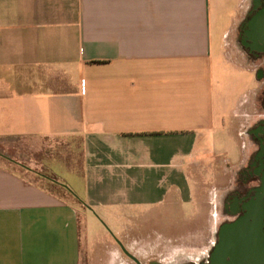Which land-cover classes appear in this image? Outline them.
<instances>
[{
	"label": "crops",
	"instance_id": "0c3cea01",
	"mask_svg": "<svg viewBox=\"0 0 264 264\" xmlns=\"http://www.w3.org/2000/svg\"><path fill=\"white\" fill-rule=\"evenodd\" d=\"M251 3L0 0V138L78 140L72 196L122 217L131 254L141 209L196 197L220 69L249 70L237 44ZM81 234L76 206L0 164V264H80Z\"/></svg>",
	"mask_w": 264,
	"mask_h": 264
},
{
	"label": "rangeland",
	"instance_id": "374dc122",
	"mask_svg": "<svg viewBox=\"0 0 264 264\" xmlns=\"http://www.w3.org/2000/svg\"><path fill=\"white\" fill-rule=\"evenodd\" d=\"M237 47L242 64L249 70L235 73L229 68H219L221 81L214 104L219 105L220 100L222 104L216 112L219 118L214 129L200 142L203 151L199 157L205 160L200 164L201 177L199 174L193 177L196 197L192 202L178 203L173 208L141 209L137 219L140 230L137 237L141 246L137 244L129 249L141 264L199 263L206 259L215 244L218 225L225 219L223 198L238 181V170L256 149L247 130L258 119L264 118V79L256 78V71L263 68L264 58H254L240 43ZM219 69L213 68V77H218L215 74ZM0 164L45 189L57 187L54 184L66 186L77 198L73 189L78 187L71 174L74 169L82 167L78 140L66 144V141L49 139L0 138ZM26 170L33 174L26 173ZM205 183L214 190L211 196L201 192ZM57 188L52 193L76 206L79 212L82 231L80 264H88L92 255L103 260L105 256H111V264H136L115 241H126V236L119 234L122 223L126 222L122 217L110 219L99 210L87 209L72 195ZM109 244L115 247L112 249Z\"/></svg>",
	"mask_w": 264,
	"mask_h": 264
},
{
	"label": "water",
	"instance_id": "95a60500",
	"mask_svg": "<svg viewBox=\"0 0 264 264\" xmlns=\"http://www.w3.org/2000/svg\"><path fill=\"white\" fill-rule=\"evenodd\" d=\"M240 45L255 57L264 54V0H252L251 9L240 26ZM256 78H262V70L256 71ZM258 157H264V145ZM261 226L250 209L238 220L220 226L206 264H264V231ZM115 241L128 258L140 264L119 240Z\"/></svg>",
	"mask_w": 264,
	"mask_h": 264
},
{
	"label": "flooded vegetation",
	"instance_id": "af4514ba",
	"mask_svg": "<svg viewBox=\"0 0 264 264\" xmlns=\"http://www.w3.org/2000/svg\"><path fill=\"white\" fill-rule=\"evenodd\" d=\"M253 54L250 55L256 59L264 58V54H259L258 57H255ZM261 70L262 78L264 79V64ZM247 135L250 136L256 145V149L251 154L247 163L238 170V181L223 198L222 211L225 219L219 225L218 230L223 224L243 217L247 213V210L250 209L253 212L254 218L261 223V228L264 231V157H258V152L264 145V118L258 119L247 130ZM210 252L206 259L194 264H206Z\"/></svg>",
	"mask_w": 264,
	"mask_h": 264
},
{
	"label": "trees",
	"instance_id": "16d2710c",
	"mask_svg": "<svg viewBox=\"0 0 264 264\" xmlns=\"http://www.w3.org/2000/svg\"><path fill=\"white\" fill-rule=\"evenodd\" d=\"M55 186H57V187H60L61 189H63L65 192H67V193H69L70 195H72V193L71 192H69V190L67 189V188H65V186H63V185H60V184H54ZM49 186H51V185H49ZM57 187H52L51 186V188L49 189L51 192H53L54 191V189H58Z\"/></svg>",
	"mask_w": 264,
	"mask_h": 264
}]
</instances>
